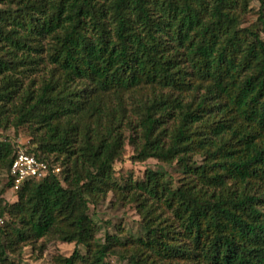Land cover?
<instances>
[{"label": "trees", "instance_id": "16d2710c", "mask_svg": "<svg viewBox=\"0 0 264 264\" xmlns=\"http://www.w3.org/2000/svg\"><path fill=\"white\" fill-rule=\"evenodd\" d=\"M260 1L242 27L247 0H0V127H33L24 150L71 165L8 180L14 203L0 190V264L16 239L75 242L57 264H264ZM127 142L134 160L177 163L179 184L152 169L118 181ZM18 149L0 139V168ZM109 191L135 205L137 236L97 239L90 205Z\"/></svg>", "mask_w": 264, "mask_h": 264}, {"label": "rangeland", "instance_id": "374dc122", "mask_svg": "<svg viewBox=\"0 0 264 264\" xmlns=\"http://www.w3.org/2000/svg\"><path fill=\"white\" fill-rule=\"evenodd\" d=\"M248 10L246 11L242 27H248L254 24H260V0H247ZM264 37V31H261ZM14 119V115L9 117ZM6 124V123H4ZM33 127L23 125L16 128L13 123L8 127H0V139L11 141L15 148L27 149L33 148L34 137ZM129 135V132H127ZM134 147L127 142L124 156L116 160L114 164V176L118 181L122 179H142L147 169L163 170L170 178H173L175 186L179 184V179L183 177L182 168L177 163H164L156 158H148L144 161L134 160ZM199 163L202 162V156L196 155L194 157ZM57 166L60 167L59 176L64 180L65 170L71 167L69 163H63V157L57 161ZM8 172L5 168H0V190L5 189L3 199L5 202L14 203L18 200L17 193L8 188ZM64 185H67L63 181ZM90 214L94 218L98 226L97 239L100 242H105L108 234L110 236H117L125 240L129 235L137 236L141 232V217L134 204L128 200H123L122 196L115 194L112 191L102 195L97 203H91ZM10 217L6 215L0 220V226L10 231L9 225ZM10 243V239H6ZM7 250V257L14 261V264H57L56 257L70 256L75 247V242H63L59 240L49 239H28L26 241L14 240V244ZM80 253L88 256L86 246H79ZM114 264H125L118 256L110 255L107 258ZM81 264H86L85 262Z\"/></svg>", "mask_w": 264, "mask_h": 264}, {"label": "built area", "instance_id": "2783aa9c", "mask_svg": "<svg viewBox=\"0 0 264 264\" xmlns=\"http://www.w3.org/2000/svg\"><path fill=\"white\" fill-rule=\"evenodd\" d=\"M60 167L50 165L39 159L34 153L18 149L8 173L12 189L17 191L27 180L41 181L52 174H59Z\"/></svg>", "mask_w": 264, "mask_h": 264}]
</instances>
